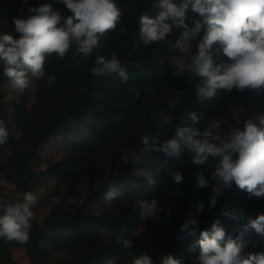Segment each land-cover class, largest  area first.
Listing matches in <instances>:
<instances>
[{
  "label": "rangeland",
  "instance_id": "rangeland-1",
  "mask_svg": "<svg viewBox=\"0 0 264 264\" xmlns=\"http://www.w3.org/2000/svg\"><path fill=\"white\" fill-rule=\"evenodd\" d=\"M122 4L125 7L130 4H138V15L141 12L143 13L147 7L158 9L154 12L155 17L164 11L160 7V0H123ZM16 6V2H11L7 9L8 13L0 19V35L10 34V31L13 30L11 26L12 20L16 17L14 15ZM17 19H20V17ZM197 21L201 24L199 31L191 37L188 50L186 52L181 51L175 46L177 41L182 38L185 31L190 32L195 29ZM164 23L170 26L165 38L148 44L160 53L164 51L167 54L165 58L157 59L154 57L150 60L143 55L145 61L138 62L139 60L133 52L130 58L123 56L124 59H122L123 61L137 63L145 72L134 74L130 76L129 80L127 79L128 98L131 99L138 92H141L142 95L140 103L134 109L131 125L129 124L128 130L124 134V142L120 148L121 156L115 175H118L125 165L135 160L139 121L146 104L150 101L148 100L149 97L152 95L156 97L155 105L158 102H167L166 123L169 125L166 124L168 128L155 145V150L162 148L167 143L169 135L183 120L189 122V131L184 135V139L179 138L183 143L182 156L176 167L171 170L172 176L168 181H176V174L181 177L185 175L191 187H202L197 211L201 222H203L205 220L203 204L211 196L218 194L214 191V189L219 188L220 181L219 177L215 175L217 173L218 155H208L203 164L193 163L195 153L189 148L187 137L191 135L192 130H195L200 135L193 137L194 139L201 142L207 140L209 144L222 147L224 143L232 140L236 130L241 131L245 109L242 103L235 98L240 91L236 87L231 90L217 89L216 94L212 97L201 98L197 95L198 88L203 87L202 81L204 79L196 74L193 63V57L198 52V45L205 36L200 15L191 11L190 18L187 20L185 18L184 25H178L171 17L166 19ZM13 28H15L14 24ZM139 30L141 32V27ZM139 35L141 34L135 33L133 36L137 37ZM143 48H140L138 53ZM55 55L56 53H53V57ZM212 59L214 65L230 62L223 55L221 46H217L216 43L212 46ZM65 62H67L68 67L64 66ZM45 65L46 62L44 67ZM2 66L3 62L0 61V69ZM63 67L65 73L63 88L66 92V102H69L77 96V83L79 75L83 72L81 68L82 60L78 56L66 54L64 60L58 63L52 74L53 77H56ZM27 79L28 86L23 90L14 87L6 76L1 83L5 123L10 129L11 136L18 142L24 152L30 149L39 131L51 121L56 103L51 105L38 97V90L41 86L40 81H44V77L37 79L32 76L29 70ZM259 92L262 94L263 98L260 101L263 104L264 85L259 87ZM193 107L195 110L191 112ZM190 113H195L196 120L192 119ZM261 116H264V110L253 115L256 124H259ZM86 122L96 124L97 118L91 114L83 117L82 120L64 123L61 127L62 134L55 135L48 142L43 143L38 157L29 163L30 170L36 174L30 180L32 193L37 197L36 203L32 206L34 218L41 225L51 215L60 223H69L72 216L86 204L87 210L94 215H112L116 217L132 212L137 206L138 208L142 207L144 215L141 216L137 229L131 235L130 246L132 248L137 247L145 242L149 248L161 253L163 246L166 244L162 234L163 232H170V228L177 230V220L180 218L181 209L185 206L187 199L184 194L178 192L175 188L169 187L163 188L159 194L155 195L148 188L146 179L160 177V173L151 168L143 167L133 169L121 177L119 185L115 189L118 198L92 199L88 202L92 191L97 190L110 179V172L105 167L108 146L97 141L96 137L87 128ZM205 131L211 132L212 135L203 136ZM216 137L219 138L216 139ZM80 147L84 152L81 158H85L91 152L94 157L96 156L99 163L93 188L88 183L84 162L77 168V174L56 170L58 164H67L69 160L76 161V159H79L76 152ZM237 156V153H232L233 158ZM12 157L13 151L4 143L0 144V164L5 167L9 166ZM76 177L79 182L77 187L73 188ZM201 177L205 181L203 186L199 182ZM16 179L17 176L13 173L0 172V196L8 202L12 201L11 204L22 203L24 199V193L19 188ZM138 190L144 193V201L138 197ZM262 198L264 199V196ZM153 200L156 201V207L153 214L148 215L144 206L151 204ZM225 216L228 222L234 221L232 212H226ZM234 228L236 231L244 233L239 224L235 223ZM27 231L29 235V228ZM82 231L84 236L74 243L54 242L47 236L42 237L39 248L44 252V264H79L80 261L90 257H101L114 264H133L135 259L141 258L139 254L131 250L118 253L108 230L97 229L85 223L82 225ZM142 235H144L143 239ZM242 244L241 254H254L263 246L261 242L251 241L247 238ZM197 249L200 254V245ZM177 261H179V264H187L185 260ZM0 264H32V258L24 244L15 240L6 241L4 237H0ZM151 264H154V260H151ZM197 264H201L200 260Z\"/></svg>",
  "mask_w": 264,
  "mask_h": 264
},
{
  "label": "trees",
  "instance_id": "trees-1",
  "mask_svg": "<svg viewBox=\"0 0 264 264\" xmlns=\"http://www.w3.org/2000/svg\"><path fill=\"white\" fill-rule=\"evenodd\" d=\"M123 0H114L120 16L116 22V27L112 30H108L103 34L97 33L99 39V46L94 48L92 53L85 56L81 53L79 45L72 41L66 54L75 55L82 60V73L79 75L77 83V96L73 101L66 102V92L63 88V72L64 67L58 72L52 83H49V77H53V72L59 62L64 60L57 54L53 57V53L45 55L46 65L44 67V81L41 82L40 89L38 90V97L40 100H44L49 104H54L51 121L45 125L38 133L36 139L32 143L30 149L24 152L19 146L18 142L13 139L10 133V129L5 123L2 96H1V83L5 78L4 75V64L0 69V120L4 121V125L8 131V138L4 144L13 151V157L9 166L0 164V172L13 173L17 176V184L22 192H31L30 180L36 176L29 168V163L36 159L39 155V151L43 143L48 142L53 136L62 134L61 127L64 123L69 121L82 120L83 117L88 115H95L97 123H88L86 126L89 131L96 137L100 144L108 146V155L105 158V167L110 172V179L103 184L97 190L92 191L90 198H118V193L115 189L118 187L120 179L123 175L129 173L131 170L136 168H151L156 172L160 173V177L146 179V184L155 195L166 187L175 188L178 192L184 194L187 202L182 207L180 218L177 220V230L170 232H163L162 236L166 240V244L163 246L161 253L154 251L149 248L145 242L137 247H131V235L138 227L141 214L143 212L142 207H135L136 209L130 213L116 217L112 215H94L87 210V204L78 210L74 214L69 223L58 222L53 215H51L43 225L32 217L29 219V235L28 242L24 243L28 254L32 258V264H44V252L39 248V242L42 237L47 236L54 242H65L74 243L80 240L84 233L82 231V225L87 223L94 226L97 229L108 230L111 235V239L117 248V252L123 253L128 250L139 254L141 257L147 255L150 260H154V264H162L165 257L171 256L175 260H185L187 264H197L200 260V254L198 253L199 241L202 239L201 234L208 232L209 236L213 234L212 225L215 222H219L218 227L224 230V237L220 241L221 246L226 244L229 240L236 241L237 243H243L245 239L251 241L257 240L262 243V248L257 250L256 253H264V234L256 232L251 227V221L255 220L258 215L264 214V199L257 197L245 189L239 188L235 181H231V187L224 184V181L219 178V192L206 200L203 204L204 218L201 222L199 213L197 211L198 205L200 204V192L202 187H191L189 181L186 180L185 175L182 177L183 180L168 181L171 178V170L176 167L177 162L181 158L183 152V143L177 136L178 129H189V122L183 120L179 126H177L173 132L169 135L168 140L176 139L179 145L178 151L169 152L155 150V145L160 140L161 136L168 128L167 102H158L153 95L149 97V103L146 104L141 118L139 121V133L137 136L138 144H136L135 160L125 165L118 175H115L116 167L120 160V148L124 142V134L127 132L129 124L133 117L134 109L141 101V92L136 93V96H132L131 99L127 95V79L134 74H143L144 69L133 61H123V56L130 58L134 52L137 56L138 62L145 61L143 55L147 56L150 60L157 58L163 59L166 57V53L162 51H156L148 43L144 45V41L141 39L139 28L140 17L148 15L149 17L156 18L154 12L158 9L155 7H147L144 12L138 15V4H130L124 6ZM11 2H16L17 6L14 10V19L20 17V19H27L30 16L37 15L38 13L33 12L31 9L39 8L42 5H50L53 12H58L61 16V22L58 27L63 26V22L72 13L61 3V0H0V19L8 13V7ZM172 3L180 8L184 4L188 5L185 11L186 20L190 18L192 11L191 0H172ZM14 19L12 21H14ZM200 20L204 27V35L207 32V24L204 23L203 17L200 16ZM10 31L15 39H19L20 34L16 32L15 28ZM144 45V48L142 47ZM216 45L221 46L219 42ZM140 48L143 50L138 53ZM115 56L119 61L120 71L111 73H100L93 72L94 68H103V63H99V59L102 57L104 62L111 61L112 57ZM142 56V57H141ZM52 57V58H51ZM51 58V59H50ZM147 60V61H150ZM75 65V64H74ZM68 67L67 62L65 65ZM42 77V78H43ZM144 95V94H143ZM121 96V97H120ZM120 97V98H119ZM238 99L244 109L245 114L242 120V129L245 128L247 121L256 123L253 119V115L256 112L264 110V103L261 104L262 94L258 88L247 87L240 90L238 95L235 97ZM195 108L191 109L193 112ZM168 124V125H166ZM186 134V132H185ZM184 134V135H185ZM147 138L145 143L143 138ZM81 147L78 148L76 154L79 159L76 161L69 160L67 164H58L56 170L69 174H77V168L84 162V168L86 170L88 183L93 188L95 179L98 174L99 163L96 160V156L90 152L84 159L81 158L83 155ZM238 156L233 158L235 161ZM222 157L218 155L216 170L221 167ZM162 175V177H161ZM78 178H75L73 188L78 185ZM214 185V184H213ZM112 196L109 197V193ZM138 197L140 200H145V195L142 191L138 190ZM215 198V205H212V200ZM5 203L11 204L12 201L8 202L6 199L0 196V205ZM33 213V207H31ZM232 212L234 221L228 222L225 213ZM5 214V208L0 206V217ZM189 220H195V224H189L187 230H183L182 226ZM237 223L242 227L244 233H240L235 230L234 224ZM151 228V226H150ZM167 228V227H166ZM144 235H142V239ZM128 242V246H125V242ZM170 246V247H168ZM247 257L248 254H241ZM79 264H114L101 257H90L84 261H80Z\"/></svg>",
  "mask_w": 264,
  "mask_h": 264
},
{
  "label": "clouds",
  "instance_id": "clouds-1",
  "mask_svg": "<svg viewBox=\"0 0 264 264\" xmlns=\"http://www.w3.org/2000/svg\"><path fill=\"white\" fill-rule=\"evenodd\" d=\"M72 13L64 20L63 26L58 12H53L50 5H42L31 9L37 15L25 19H14L15 30L20 34L15 39L10 34L0 35V61L4 64V75L8 77L14 87L23 90L28 86L27 72L32 76L42 78L44 73L45 55L56 53L63 58L72 41L79 45V51L85 56L92 53L99 46L97 33L103 34L116 27L120 12L114 0H61ZM160 7L164 9L156 18L143 15L140 17L141 39L145 44L163 40L170 30V26L164 21L171 17L178 25H184L185 11L188 8L184 4L177 8L172 0H160ZM192 11L203 17L207 24V32L202 42L198 45V52L193 57L194 71L203 77V87H199L197 95L201 98L212 97L217 89L231 90L236 87L243 90L247 87L258 88L264 85V0H194ZM186 27V25H185ZM201 24L196 22L195 29L185 31L182 38L177 41L176 47L186 52L189 48L191 37L199 31ZM219 42L224 56L230 62L215 64L212 59V46ZM103 63V68H94L93 72L111 73L120 71L119 61L115 56L111 61L104 62L101 57L98 61ZM55 77H49V83ZM196 120L195 113H190ZM188 129H178L177 136L184 139ZM200 135L195 130L187 137V143L191 151L195 153L193 163L203 164L208 155L222 157L221 167L217 175L224 184L231 187V181L241 189L257 196H264V116L259 119V124L247 121L243 131L236 130L230 142L222 147L209 144L207 140L201 142L193 137ZM205 131L203 136H211ZM8 138V131L4 121L0 120V144ZM219 137H216L218 139ZM145 143L147 138H143ZM179 145L176 139L167 141L162 148L164 152L178 151ZM232 153L238 154V159L232 160ZM177 182L182 177L175 175ZM200 185L205 184L200 178ZM219 192V189H214ZM112 193H109V197ZM37 197L26 192L22 203L7 204L5 215L0 217V237L6 241H18L21 244L28 242L29 219L33 213L31 207L36 203ZM215 205V198L212 200ZM147 214L152 215L156 201L144 206ZM202 207V206H201ZM142 216L144 213L141 214ZM195 220L187 221L183 230L188 229L189 224H195ZM219 222L212 225L213 234L208 232L201 234L200 262L201 264H264V253L241 255L242 243L229 240L221 246L224 230L218 227ZM251 227L256 232L264 234V214L251 221ZM128 246V242H125ZM133 264H151L147 255L135 259ZM162 264H179V261L167 256Z\"/></svg>",
  "mask_w": 264,
  "mask_h": 264
}]
</instances>
